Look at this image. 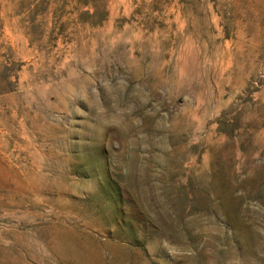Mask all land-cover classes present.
<instances>
[{
  "label": "rangeland",
  "instance_id": "obj_1",
  "mask_svg": "<svg viewBox=\"0 0 264 264\" xmlns=\"http://www.w3.org/2000/svg\"><path fill=\"white\" fill-rule=\"evenodd\" d=\"M0 264H264V0H0Z\"/></svg>",
  "mask_w": 264,
  "mask_h": 264
}]
</instances>
